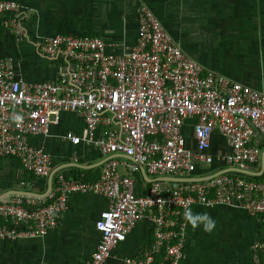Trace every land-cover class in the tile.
Wrapping results in <instances>:
<instances>
[{
	"label": "built area",
	"instance_id": "built-area-1",
	"mask_svg": "<svg viewBox=\"0 0 264 264\" xmlns=\"http://www.w3.org/2000/svg\"><path fill=\"white\" fill-rule=\"evenodd\" d=\"M0 14L6 15L0 25L21 40V5L0 0ZM134 16V40L125 52L96 35L35 37L36 49L52 62L46 80L25 82L12 58L0 55V158L47 177L51 158L30 140L50 136L49 125L63 112L76 116L82 129L60 138L90 146L101 157L94 180L54 173L41 203L20 195L0 199V240L45 234L56 225L67 193L91 192L106 206L93 222L97 240L82 264H103L142 219L151 242L121 264L183 260L185 205L230 206L252 217L259 226L253 264H264V93L188 58L142 1ZM212 134L222 138L224 154H209ZM139 166L153 178L143 192L135 190ZM226 168L234 170L220 172ZM161 177L204 179L166 187Z\"/></svg>",
	"mask_w": 264,
	"mask_h": 264
},
{
	"label": "crops",
	"instance_id": "crops-1",
	"mask_svg": "<svg viewBox=\"0 0 264 264\" xmlns=\"http://www.w3.org/2000/svg\"><path fill=\"white\" fill-rule=\"evenodd\" d=\"M15 1L22 7L25 34L16 40L0 25V55L12 58L15 74L25 82H39L53 75L52 62L36 49L35 37L90 34L118 42L115 51H127L134 40V12L142 1L188 58L204 70L264 93V0ZM48 129L50 136L30 141L49 154L51 172L96 179L101 157L90 146H73L60 138L65 131L80 133L81 121L63 112ZM186 134L192 148L188 129ZM226 151L222 138L212 134L209 154ZM47 177H33L22 171L15 159L0 158V199L22 191L29 193L23 197L41 203L48 193ZM152 179L137 169L135 190L143 192ZM158 180L166 187L175 182L172 178ZM105 206V200L95 193H67L56 225L45 234L0 240V264H82L94 249L97 234L93 222ZM191 208L209 213L217 227L206 233L202 228H186L182 219L185 258L176 264H253L251 245L259 239V226L252 217L230 206ZM150 242V225L142 219L103 264H121L122 258L133 256Z\"/></svg>",
	"mask_w": 264,
	"mask_h": 264
},
{
	"label": "clouds",
	"instance_id": "clouds-1",
	"mask_svg": "<svg viewBox=\"0 0 264 264\" xmlns=\"http://www.w3.org/2000/svg\"><path fill=\"white\" fill-rule=\"evenodd\" d=\"M15 120L19 121L22 118L20 116H15ZM210 206V205H206ZM183 219L185 221V227H191L193 230L197 228H202L206 233H212L217 227L215 219L207 212H194L190 205H185L184 211L182 213Z\"/></svg>",
	"mask_w": 264,
	"mask_h": 264
},
{
	"label": "water",
	"instance_id": "water-1",
	"mask_svg": "<svg viewBox=\"0 0 264 264\" xmlns=\"http://www.w3.org/2000/svg\"><path fill=\"white\" fill-rule=\"evenodd\" d=\"M139 169L141 170V172H143L142 168L139 166ZM234 169H230V168H226V169H223L221 170L220 172H224V171H233ZM218 173V172H216ZM52 174L53 172H50V174L48 175L47 177V191H49V188H50V184H51V177H52ZM160 180H167V179H171V178H168V177H161L159 178ZM201 179H204V178H196V177H189V178H172L173 181L175 182H189V181H197V180H201ZM27 194L29 193H26V192H22V191H18L17 192V195H20V196H26ZM47 194V193H46ZM46 194H44L42 197L46 196Z\"/></svg>",
	"mask_w": 264,
	"mask_h": 264
},
{
	"label": "trees",
	"instance_id": "trees-1",
	"mask_svg": "<svg viewBox=\"0 0 264 264\" xmlns=\"http://www.w3.org/2000/svg\"><path fill=\"white\" fill-rule=\"evenodd\" d=\"M0 15H1V14H0ZM1 16H6V15H1ZM72 176H73V177H76V174L74 173Z\"/></svg>",
	"mask_w": 264,
	"mask_h": 264
}]
</instances>
